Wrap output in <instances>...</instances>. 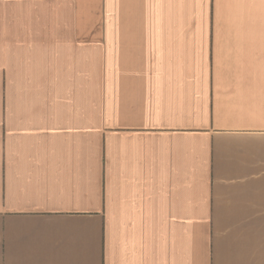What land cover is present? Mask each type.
Instances as JSON below:
<instances>
[{
  "label": "crops",
  "instance_id": "crops-1",
  "mask_svg": "<svg viewBox=\"0 0 264 264\" xmlns=\"http://www.w3.org/2000/svg\"><path fill=\"white\" fill-rule=\"evenodd\" d=\"M100 1L115 32H36L26 15L41 0L4 2L0 264H114L120 193L141 253L163 199L162 264H264V127L217 109L231 69L216 0H187L171 24L156 0Z\"/></svg>",
  "mask_w": 264,
  "mask_h": 264
},
{
  "label": "clouds",
  "instance_id": "clouds-1",
  "mask_svg": "<svg viewBox=\"0 0 264 264\" xmlns=\"http://www.w3.org/2000/svg\"><path fill=\"white\" fill-rule=\"evenodd\" d=\"M71 6V0H66L57 7L70 10ZM150 7L163 8L171 24L182 21L190 5L187 0H156ZM216 19L218 63L222 60L231 69L226 94L218 92L217 109L223 108L227 115L234 116L238 126L264 127V0H216ZM66 90L71 91L70 78ZM52 102L59 107V93ZM121 207L122 193L113 208L114 264H162L152 258V216L153 212L159 216L165 211L163 199L155 205L150 201L147 206L143 253L134 247L136 237H130L119 221Z\"/></svg>",
  "mask_w": 264,
  "mask_h": 264
},
{
  "label": "rangeland",
  "instance_id": "rangeland-1",
  "mask_svg": "<svg viewBox=\"0 0 264 264\" xmlns=\"http://www.w3.org/2000/svg\"><path fill=\"white\" fill-rule=\"evenodd\" d=\"M7 0H0V32H5L7 20H5V5ZM10 1V0H8ZM14 1V0H12ZM51 0H41L40 8L37 12L27 14L29 22L26 27L35 29L36 32H115V21H107V15L101 9L100 0H71V9L58 8L66 0H60L49 4ZM107 0H105L106 2ZM114 6L113 0L108 2ZM111 3L110 6H111ZM53 7H52V6ZM19 7V6H18ZM9 15L15 12L14 5L8 6ZM28 10V7H27ZM13 17V15H12ZM105 17V21H103ZM107 22L109 27L107 28ZM103 23H105L103 29ZM9 32L13 29L11 16L8 19Z\"/></svg>",
  "mask_w": 264,
  "mask_h": 264
}]
</instances>
